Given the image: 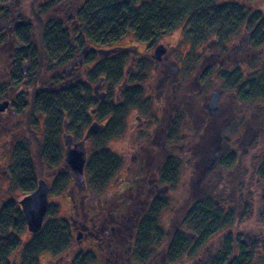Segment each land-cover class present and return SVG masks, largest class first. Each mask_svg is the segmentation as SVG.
<instances>
[{
    "label": "flooded vegetation",
    "instance_id": "obj_1",
    "mask_svg": "<svg viewBox=\"0 0 264 264\" xmlns=\"http://www.w3.org/2000/svg\"><path fill=\"white\" fill-rule=\"evenodd\" d=\"M6 7L4 10H2L4 7H0V103L4 101L8 103V107L5 111L0 112V140L5 143V154H14L15 151H19V149H23V147H26L28 150V144L24 145L23 141L20 142L19 137L12 132L11 128L5 126L7 119V116H5L6 113H9V115L16 114L13 108H18L21 105L25 106L27 97H29L28 103L31 105V111L34 113L36 110L32 108V106L35 98H37L39 94L45 95L50 93L53 95L57 94L60 100L62 95L64 96L65 106L61 107L59 105V113L61 116L69 119L68 117L71 112L69 105L71 86L74 83L81 84L82 92L78 96L81 99L86 92L82 79L88 75V73L90 74L92 72V70L90 71V66L98 65L96 66V68H98L104 58H112L113 62L115 60V63L119 62V65L114 67V71L117 70L118 73H113L112 78L107 76L97 77L96 84L91 90L90 101L92 106L88 109L85 125L78 128L77 132L73 133L71 130L70 133H59L61 129L67 127L66 120L63 119L61 121L63 128L61 127L60 131L54 134L51 129L55 124L53 120L54 117L49 114L39 113L44 118L48 117L50 119L48 123L50 132L47 129L48 144H51L50 140H52V142L56 140L58 148L62 152L61 160L58 165L62 163L65 170L52 174L56 177L54 182L67 173L68 179L66 183L72 180L74 185H78L77 195L74 194L73 187H70L68 199L72 204L74 215L81 216V221H77L74 217H70L67 222L69 234H76L74 237L75 241H81V245L87 248L85 254L94 253L97 264H133L131 261H133L135 256L133 248V244H135V235L133 231L135 223L141 222L142 216L145 215V226L150 229L151 226L146 224L149 221L150 215L154 212L160 216L167 205L168 190L170 185L172 186L171 182L168 181L170 171L176 174V182L179 180L180 154H182L181 148L185 145L182 146L177 143L179 141L178 137L182 135L181 132L185 130L190 131V128H192L191 126L195 124V120H199V125H201L207 118L210 121L215 120H211L212 118H209L210 116L216 117L223 112L229 115L224 123L218 127V135L220 134L222 125L225 124L230 129L231 123L238 117L241 124L247 123V112L250 108L247 99V72L241 71L239 82L240 96L237 101H233L234 98H236L235 95H233L229 104H220V95L224 90L217 91L219 94L217 102L218 112L213 115L209 114L206 109L209 100L207 102H202L200 112H191L184 109L188 100L184 98V94L187 91L183 87V81L181 79L183 64L178 58V55H180L179 52L181 53L182 49L179 50L176 48L174 50V57L173 55L170 57L172 42L167 43L164 41L165 37L159 39L152 46L146 45V53L136 49L135 46L121 47L112 45L104 48L103 52L100 51L102 50L101 48H88L86 45L79 50L75 44H71L65 49L64 57L53 60L49 64L44 65L41 72H37L36 68L39 63L33 64L28 58L30 57V52L39 53L41 50L37 47L33 49L25 48L22 43L19 42L22 38L21 29L26 25L33 26L34 23L32 21L30 22L29 18H20L19 15L12 13L13 11H9ZM62 7L61 5L58 6L57 13L61 12V14H59L60 16L58 17L54 15V18L59 22H67V28L71 27L74 22V28H77L79 20L74 17L72 21L71 14L73 10L70 7L69 9L62 10ZM65 13L66 16H63ZM28 36L33 40L37 38V35L33 31L29 32ZM210 42L214 43L208 46ZM210 42L200 49L202 52L199 55V60L202 61L204 58L207 60L211 58L208 56L213 55V52L216 50V44L215 41ZM240 45L239 47H232L230 53H232L234 57L239 56L238 63L242 70L243 63L246 61L248 53H256L258 51L262 53L263 50L250 49L247 47V42L246 44L240 43ZM158 46L163 48L164 53L159 59H156L154 58L155 49ZM94 51H96L95 59L88 62L89 54ZM215 55V60L213 59V61L209 62L207 64L208 66L205 64L194 65L193 70L196 72V78H194L195 84H197L196 87L199 86L198 88H200V84H198L200 81L199 77L207 70V67H209L208 69L210 71L213 69L215 70L212 74L213 78L218 74L217 72L220 71L219 69L221 66L224 69L232 66L231 63L225 62L221 53ZM115 57L116 59H114ZM46 72L49 74H47L45 78L44 74ZM43 78L46 79L45 84L42 82ZM228 78L231 81H235L230 77ZM108 83H110V89L108 91L102 90L103 86H106ZM189 84H191L190 81ZM97 85H99L98 94H103V99L101 100L93 93V89ZM151 100L159 109L160 120H164V126L161 129H157L154 126L157 115H151V113H149L150 105L148 101ZM235 103L238 108L234 107ZM254 107L256 108V114L258 115L261 113V118L264 119V104L256 103ZM92 110H94V113L91 112ZM94 123L101 128L95 135L91 136L83 143L85 165L83 168V180L80 181L79 178L72 174V171L64 162L65 150L66 148H74V146L78 147L83 141L87 129ZM153 126L157 129V132H155L156 129L153 131L151 130ZM203 127H205V125ZM203 127H201V129ZM216 127L217 126H213L214 131ZM25 132L31 135L36 145L41 144L33 132ZM1 137L5 139L2 140ZM107 137L108 139L106 142H114L117 144L116 147L121 151L119 154L116 153V155L102 146V142ZM95 138L99 140V143L101 142V146L96 147L97 149L95 152L106 149L114 154L118 161L117 169L110 179V181L114 180L117 185V190L111 199L103 196L93 198L83 194L87 188L86 182L89 183L87 175L88 165L93 155L89 157L88 154H86V150L88 149L86 148V144H90ZM58 139L60 140V144ZM219 140L220 143L217 147H212L214 145L210 143L209 140L204 145V149L200 151L197 156L195 167L197 165L198 167L196 169L197 173L195 172V174H204L202 177L203 180L198 183L200 184L198 190L202 191L203 194L207 193L204 198H222L223 193L226 195L230 192L228 180H225V186L222 192L214 191V187L218 183L215 184L213 178L210 179L209 177L206 180V176L208 177L210 170L214 168L218 162L220 163L221 160L222 162L225 161V166H228L231 164V158L233 156L235 159L234 163L236 162L237 164V159L235 158L237 157L235 155L236 150L228 151L221 143L222 137L219 136ZM44 143H46V141ZM123 150L126 152L124 157L127 155L129 158L128 162L125 158L122 159L121 157ZM187 151L188 148L186 152ZM52 168L53 167H50V169ZM9 179L10 174L0 167V193L4 190L3 184ZM38 181L39 179H36L35 189L37 188ZM210 184L213 185V187L207 190ZM64 186H66V184ZM64 186L61 191H63ZM48 187L50 193L51 187L49 185ZM194 187L195 183L193 185V188ZM104 188L99 191L102 192ZM18 189L20 190V188ZM219 189L221 190L222 188L220 187ZM194 192L195 191L192 193L194 194ZM27 195L29 194L25 196ZM48 205H50L49 201ZM159 227L160 264H165L167 232L165 231L164 233L162 227L160 225ZM77 234L80 235V241L76 240ZM51 256L55 259L50 261L49 264H64L57 259L56 256ZM154 257L155 254L153 255L152 263H155L154 261L156 259ZM38 262L39 259L37 264ZM149 264H151V261Z\"/></svg>",
    "mask_w": 264,
    "mask_h": 264
},
{
    "label": "trees",
    "instance_id": "obj_2",
    "mask_svg": "<svg viewBox=\"0 0 264 264\" xmlns=\"http://www.w3.org/2000/svg\"><path fill=\"white\" fill-rule=\"evenodd\" d=\"M36 1L39 3L42 0ZM53 1L52 7L54 8L58 7V2L61 3L62 1L63 4H66V9L70 7L73 10L71 14L72 21L76 17L79 20V25L74 28L73 22L72 26L67 28V22H59L56 18L55 20L48 19L45 21L42 19L41 11L38 10V14H36L32 10L33 19L35 20L34 25H26L21 29L22 38L19 42L25 48L33 49L37 47L41 50L39 53L30 52L28 58L33 64L39 63L36 68L37 72H41L44 65L64 57L65 49L71 44H75L79 50L86 45L88 48H101L100 51L104 52V48L118 43L124 37L131 36L138 43L152 46L159 39L178 28H183L184 36L189 37L194 43L207 42L213 38L221 40V37L227 38L234 33L240 35L237 38L241 41L244 38L248 39V48L264 51V14H260L259 11L255 13L243 11L242 7L238 5H232V8V6L218 4V0H86L82 5L80 0ZM248 1L264 3V0ZM67 4H69V7H67ZM59 14L61 12L54 13L56 17L60 16ZM63 16H66V13ZM31 31L37 35L35 40L28 36ZM263 51L260 54V57H262L260 61L262 75L258 79L254 76V79H252L253 84L249 80L250 84H248L247 92L249 107L255 106L256 103L253 102L255 99H264V86H262L264 85ZM95 53L96 51L89 54L88 62L95 59ZM115 61L113 62L112 58H104L101 65L99 64L100 66L96 70H92L89 75L93 79L98 76L112 78L113 73H118L117 70L114 71V67L119 65V62L115 63ZM208 71L211 72L209 69ZM258 80L259 83H257ZM204 81H208L207 77ZM236 84V81H231V84L226 85L225 88L233 90ZM81 92V84L74 83L71 86L70 111L73 107H76L75 105H81V100L78 97ZM42 95L39 94L35 98L32 108L54 117V123H57H53L51 129L54 134H57L60 125L58 120L61 116L59 105L61 107L65 106V98L62 95L60 100L57 94L50 93ZM21 107L23 106L21 105L17 109L20 110ZM251 119L254 121V117ZM240 126V119L235 124L232 122L230 129L227 126L230 135L222 136L223 145L227 146L231 136L240 131ZM257 129L263 133V137L264 132L261 126L260 128L258 126ZM48 131L50 132V130ZM107 139L108 137L104 139L102 145L106 143ZM50 142L51 144L46 142L36 145L37 161L40 164L44 163L43 167L47 168L57 166L62 153L56 140L54 142L50 140ZM13 156L16 157L14 168L18 180L16 185L25 195L30 194L36 187V175L29 151L26 147H23V149L15 151ZM234 161L235 159L232 156V165ZM218 163L217 166L222 164L220 168L223 171L229 168L227 165L224 166L222 160ZM117 166V158L110 151L102 149L93 153L88 165L89 185L94 189L102 190L113 177ZM250 170L251 178L246 181L244 194L237 192V198L232 197L230 200L220 198L200 199L193 202L181 216L177 217L178 219L175 221L176 228H171L172 230L170 229L167 232L165 264L252 263L254 255L261 248L259 237L252 238L238 231L233 232L234 229L232 231L231 229L236 225H246L253 215L252 186L254 181H252V178H264V140L256 154L250 159ZM211 178L215 180V175L210 176ZM67 179L68 175L66 173L62 178L55 181L54 187L60 191L66 184ZM176 179V174L170 171L168 181L174 185ZM240 184V182L236 183L234 189L240 190ZM224 186L225 184L222 181L214 187V191L222 192ZM212 187L213 185L210 184L207 190ZM220 187H222L221 190ZM228 205H236L239 207V212L234 213L232 207V209L229 208L226 211ZM57 215L56 205H48L42 228L38 233L32 235L24 248L23 259L27 261V264H37L38 257L43 253L57 256L67 248L70 241L68 224L57 218ZM156 217L157 214L154 212L150 215L149 221L146 223L151 226L150 229L145 226V215L142 216L141 222L135 223L133 230L135 256L131 261L133 264H148L153 259L155 244L156 246L159 245L160 248V231L158 230L160 227L157 226L158 223L157 225L155 223ZM25 227V220L17 203L10 200L0 205V264H8L9 256L15 252L20 244L19 235ZM155 231L157 238L154 236ZM212 238H216V240L211 242ZM157 258H159L157 260L160 264V253ZM95 262V255L90 253L75 256L72 263L93 264Z\"/></svg>",
    "mask_w": 264,
    "mask_h": 264
},
{
    "label": "rangeland",
    "instance_id": "obj_3",
    "mask_svg": "<svg viewBox=\"0 0 264 264\" xmlns=\"http://www.w3.org/2000/svg\"><path fill=\"white\" fill-rule=\"evenodd\" d=\"M85 1L86 0H80V4L82 5L83 2ZM53 3L54 1L52 2V0H42L39 3H37L36 0H33V1L32 0H0V7L1 6L4 7L2 9L4 10L5 7L7 6L6 8H8L9 11L11 12L13 11L12 13L19 15L20 18H23V17L27 19L29 18V20L31 19L32 22H35V20L33 19L32 10L36 14H38V10L39 12L41 11L40 13H42V16H43L42 19H44L45 21L48 19L55 20V18L53 17H54V13H57L58 7H55V9H53L54 8L52 7ZM58 3L56 4L63 6L62 10L66 9L65 7L66 4L65 3L63 4V1L61 3L60 2ZM218 4H223V5H228V6L238 5L239 7H242L243 11H248L249 13H255L259 11L260 14H264V3L259 2V1L218 0ZM67 7H69V4H67ZM184 35L185 34L183 31V28H178L177 30L170 33L169 35L165 36L164 41H166L167 43L172 42L171 49H170L171 51L170 57H172V55L174 57V50L176 48L179 50L182 49L181 53L179 52L180 55H178V58L183 64V72H182L181 79L183 81V87L187 91L184 94V98H187L188 100L187 105L184 107L186 111L200 112V106L202 102H207L208 100L210 101L211 94L214 91L217 92L222 89L224 91L220 95V101H219L220 104L222 103L229 104L232 100L233 95H235L236 97L234 98L233 101H237L239 99L238 90H239L241 71L247 72L246 74L247 80L248 81L250 80L251 82H252V79H254L253 78L254 76L256 79H258V77L262 75V67L260 65L261 64L260 61L262 60L261 59L262 57H260V54H261L260 51L256 53H252V52L248 53L247 59L243 63L242 70L240 69V66L238 63L239 56L234 57V55L230 53V49L232 47L234 46L239 47L241 46L240 43L246 44V42H248L247 38H244L241 41V39L237 38L240 35L239 34L235 35L233 33L227 38L221 37V40L217 38H213V39L208 40L207 42L203 41L200 43H194L189 37H186ZM243 37H244V33H243ZM212 40H215V44H216L215 45L216 50L213 52V55L208 56L211 58L207 60L205 58L202 59V61L199 60V55L202 52L200 51V49L205 47L206 43ZM113 46H121V47L135 46L136 49L146 53V49H145L146 45L143 43H138L131 36L124 37L123 39H121L118 43H116ZM218 53H221L222 57L225 59V62L231 63L232 66L226 67V69H224L221 66L219 69L220 71L217 72L218 77L216 75L213 78H212V74L213 72H215V70L213 69L211 72H209L208 67H207V70L203 72L199 77L200 81L198 84H200V88H198L199 86L196 87L197 84H195L196 82L194 80V78H196L195 77L196 72L193 70L194 65L195 66L197 64L207 65L209 62L213 61V59L215 60V56H216L215 54H218ZM96 66L98 65L90 66V71L96 70L97 69ZM47 74L49 73L46 72L44 74L45 78L47 77ZM206 77L208 79L207 82L204 81ZM228 77H230L231 79L237 82L233 90L225 88L226 85L231 84V80ZM45 78H43L42 80L43 84L46 83ZM82 80H83L86 92L83 94V97L80 99L81 105L79 106L75 105L76 107L75 108L73 107L68 117L69 119L63 116L59 117L58 122L60 123V125H59L58 132L60 131L61 127L63 128V125H61V121L63 119L66 120V125H67V127L61 129L59 133H62V132L70 133L71 130L74 133L78 131L77 130L78 128H81L83 127V125H85L86 115L88 114V109L89 107L92 106L91 101H90L91 99L90 96L92 93L91 90H92V87L96 84L97 77L93 79L91 75H89L88 73V75H86ZM189 81L191 82V84H189ZM250 81L248 84H250ZM257 83H259V80L257 81ZM248 84H247V87H248ZM109 89H110V83H108L106 86H103L102 90L108 91ZM263 100L264 99L260 98L257 100L255 99V101L253 102L264 104ZM26 101L27 103L25 106L21 107L22 109L19 110L17 108H13L16 114L9 115V113L8 114L6 113L5 116H7V119H6L5 126L7 128H11L12 132H14L17 137H19L20 142L23 141L24 145L28 144V151H29L30 158L34 165L36 179L44 180V182L51 187V191L48 195V201L50 204L56 205L57 210H58L57 218H60L64 220L65 222H68L70 217H74L75 220L81 221V216L74 215L72 204L70 203L68 199L70 187H73L74 194L77 195L76 193H77L78 185H74V182L72 180H69L68 183H66V186H64L63 191L61 190L58 191L57 188L54 187V183H55L54 179L56 177H54L52 174L56 172L57 173L63 172L65 170L62 166V163L50 169L49 167L48 168L45 166L43 167V165L45 164L44 163L40 164L37 161L36 144L32 140L31 135L27 134L25 131H29L31 133L33 132V134H35V136L37 137L38 141H40V143H44L45 141L47 142L48 140L47 129L50 130L48 126L50 119L48 117L44 118L43 116L40 115L38 111H35L33 113L31 111V105L30 103H28L29 97L26 98ZM148 103L150 105L149 113H151V115L152 114L157 115V118L154 122V126L157 129H161L164 126V120H160V115L158 112L159 109L152 100L148 101ZM234 107L238 108L236 103L234 104ZM255 111H256V108L252 106L248 109L247 123H242L240 126L241 129H239L240 131L231 136V138L229 139L227 143V146L224 145L228 151L236 150L235 155L237 157L235 158L237 159V164L236 162L233 165L230 164L228 165L229 168L223 171L220 168V165L222 164L218 163L219 164L218 166L215 165L214 168L210 170L208 177L206 176V180H207V178H209L210 176L212 177L214 174L215 184L221 183L222 181L225 182V180L229 181L230 192L229 194H226V195L223 193L222 198L220 199L230 200L232 197L237 198L238 196L237 192H240V194H244L246 181L249 178H251L250 159L256 154V151L260 148L264 140V136L262 137L263 133L259 131V129H257L258 126L259 128L261 126V129L264 132V121H263L264 119L261 118L262 117L261 113L257 115ZM228 115H229L228 113L225 114L223 112L222 114H219L216 117L210 116L209 118H212L211 120L215 119L216 121L215 120H214L215 122L210 121L207 118L206 120H204V123H201V125H199L200 124L199 120H195V124L191 126L192 128H190V131L185 130L184 132H181L182 135L178 137L179 141L177 143L182 146L185 145L183 148H181L182 154H180L181 163L179 164L180 165L179 180H177V182H175L174 185L172 186L170 185L169 190H168V196H167V205L161 212L160 216L157 215L155 219L156 225L158 223L157 226L160 225L164 233L165 231L168 232L171 228L172 229L176 228L175 221H177L178 219L177 217L179 215L181 216L186 211L187 207H190L191 204L195 201L204 199V197L206 196L205 194L207 193L203 194L202 191L198 190V187L200 186V184L198 183L201 180H203L202 177L204 174H200V175L195 174V172L197 173L196 169L198 167V165L195 167L197 163V158H198L197 156L199 152L204 149V145L209 140H210V143H213L214 145L212 147H217L220 143L219 136L222 137V136L230 135V131L227 129V126L225 124L222 125L220 134L218 135L217 133L218 127L222 123H224ZM252 117H254V121L253 119H251ZM238 119L239 117L235 119L233 123L235 124ZM204 125L205 127H203ZM154 126L153 128H151L152 131L156 129L154 128ZM213 126H217L215 128V131L213 130L214 129ZM131 127H132V124H131ZM201 127L203 128L201 129ZM157 129L155 132H157ZM1 139L4 140L5 138L1 137ZM100 143L97 138H95L94 141L91 142L90 144L87 143L86 148L88 149L86 150V154H88V156L91 157V155L95 153V150L97 149L96 147L101 146ZM59 144H60V140H59ZM116 145L117 144L114 142H110V143L106 142L102 146L106 147L114 154L116 153L119 154L121 151L120 149L116 147ZM187 148H188V151L186 152ZM5 150H6L5 143L0 140V167H2L3 170H5L6 172L10 174V179L6 183L3 184L4 190H2V192L0 193V205L4 204L5 202L9 200H13L15 203L18 204V202L25 197V194L16 187V182L18 181L17 176H16V171L14 169L16 157H14L12 153L5 154L4 153ZM124 154H126V152L123 150V152L121 153V157L122 159L125 158V160L128 162L129 158L127 155H125L124 157ZM222 163H224V166H225V161H223ZM252 181H254V184L252 186L253 215L246 225H240V226L236 225L234 228L231 229V231L234 229L233 232L238 231V232L243 233L244 235L251 236L252 238H255V236H258L259 244L261 245V248L259 249V252L254 255L251 264H264V178H256V177L254 178L253 177ZM238 182L241 183L240 190L234 189V186H236L235 184ZM194 183H195V187L193 188ZM86 185H87V188L83 192V194L87 195L88 197H93V198H98L100 196H103L105 198L111 199L112 196H114L113 194L117 190V185L115 184L114 180L109 181L106 184L102 192H100L97 189L92 188L87 182H86ZM192 190L195 191L194 194L192 193L193 192ZM231 207L233 208L234 213L239 212V207H237L236 205L235 206L228 205L227 209L225 210L227 211L229 208L232 209ZM158 230L160 231V229ZM75 235H76L75 233L70 235V241H69L67 248L61 254L56 256V258L59 259L64 264H73L72 262L74 261L75 256L79 254H85L87 252L86 251L87 248L81 245L80 240H79L80 242L75 241L74 239ZM19 237H20V244L18 248L15 250V252L11 254V256H9L8 264H27V261L23 259V254H24L23 251H24L26 244L30 241L32 234L29 233L25 227L22 230ZM155 237L157 238V236ZM215 240L216 238L211 240V242H214ZM155 243H156V240H155ZM159 253H160L159 245L156 246L155 244V248H154L155 257L154 258L156 260L154 259L155 263H151V264L159 263V260H157L159 259L157 258V255ZM38 259H39L38 264H49V262L53 261L55 258H53L50 254L43 253L38 257ZM93 264H97V263L95 262Z\"/></svg>",
    "mask_w": 264,
    "mask_h": 264
},
{
    "label": "water",
    "instance_id": "obj_4",
    "mask_svg": "<svg viewBox=\"0 0 264 264\" xmlns=\"http://www.w3.org/2000/svg\"><path fill=\"white\" fill-rule=\"evenodd\" d=\"M213 43L214 42H210L208 46ZM163 53L164 51L161 46L156 47L154 58L159 59ZM98 88L99 85L95 86L93 89V93L99 100H101L103 99V94H98ZM218 98V92H213L211 94L210 101L206 105V109L208 110L209 114H217ZM7 107V102H1L0 112H4ZM91 112L94 113V110H92ZM100 128L101 127L97 124H92L87 129L86 135L78 147L74 146V148H66L65 150L64 162L70 168L72 174L75 177L79 178L80 181L83 180V168L85 165V152L83 150V143L91 136L95 135L100 130ZM48 193V185L43 180H39L37 182V188L31 194L25 196L18 202L22 216L25 220L26 230L31 234L38 233L42 228L43 221L47 213ZM79 239L80 235L77 234L76 240Z\"/></svg>",
    "mask_w": 264,
    "mask_h": 264
}]
</instances>
